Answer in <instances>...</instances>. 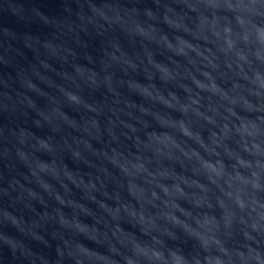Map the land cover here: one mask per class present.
Instances as JSON below:
<instances>
[{
	"label": "clouds",
	"instance_id": "9594fccd",
	"mask_svg": "<svg viewBox=\"0 0 264 264\" xmlns=\"http://www.w3.org/2000/svg\"><path fill=\"white\" fill-rule=\"evenodd\" d=\"M249 23H251V22H249ZM256 27H259V25H256ZM184 237H186V236H184ZM186 238H187L188 240H191V239L188 238V237H186ZM178 241H179V239H178L177 241H175V242L178 244ZM173 248H179V249H181L179 246H177V247H173ZM200 252H203V253H204L203 258L201 257ZM182 254H183L185 257H187L190 261L193 260V259L195 258V256L198 255L199 258H200V260L202 261V264H203V261H204L205 256H207V252H204L203 250H199V252H197V254H195V255H192V254H190V253H185V252L182 250Z\"/></svg>",
	"mask_w": 264,
	"mask_h": 264
}]
</instances>
